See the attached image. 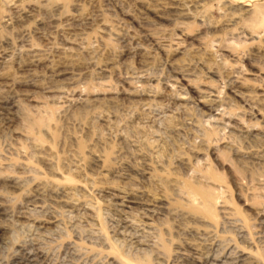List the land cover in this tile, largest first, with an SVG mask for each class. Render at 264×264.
<instances>
[{"label":"rangeland","instance_id":"1","mask_svg":"<svg viewBox=\"0 0 264 264\" xmlns=\"http://www.w3.org/2000/svg\"><path fill=\"white\" fill-rule=\"evenodd\" d=\"M256 2L0 0V264H264Z\"/></svg>","mask_w":264,"mask_h":264},{"label":"bare ground","instance_id":"2","mask_svg":"<svg viewBox=\"0 0 264 264\" xmlns=\"http://www.w3.org/2000/svg\"><path fill=\"white\" fill-rule=\"evenodd\" d=\"M192 1V0H191ZM234 1H236V2H238V1H243V0H234ZM255 1V0H254ZM251 3V2H250ZM249 4V3H248ZM184 6V5H183ZM245 6L247 7V6H249L248 7V9L245 11L246 13H247V15H250V19L249 18H247L248 20H250L249 22L251 23V25L250 26H247V27H249V28H251L252 30H254V31H256V33L257 32H260V30H264V4H260V3H254L252 6H250V5H247V4H245ZM197 9V8H196ZM238 11V10H237ZM241 12V11H240ZM243 12V11H242ZM245 13V14H246ZM233 14V13H232ZM234 14H236V13H234ZM242 14V13H241ZM247 17V16H246ZM249 17V16H248ZM202 19V18H201ZM246 19V18H245ZM247 20V21H248ZM202 24V23H201ZM226 24V23H225ZM213 28V27H212ZM244 28V27H243ZM236 29V28H235ZM185 30H186V28H185ZM257 30H259V31H257ZM250 31V30H249ZM248 31V32H249ZM250 32H252V31H250ZM254 32H252V34H253ZM261 33V32H260ZM262 33H263V31H262ZM261 33V34H262ZM254 36V35H253ZM257 36V35H256ZM149 38V37H148ZM151 39V38H150ZM152 40V39H151ZM155 40H157V39H155ZM158 42V41H157ZM160 42V41H159ZM156 43V42H155ZM178 45H180V44H178ZM177 45V46H178ZM31 47H33V46H31ZM158 47V46H157ZM36 49H37V47H36ZM162 49V48H161ZM185 50V49H184ZM28 52V51H27ZM207 52V51H206ZM35 53V52H34ZM8 56V55H7ZM167 56V55H166ZM33 57V56H32ZM37 60H38V57H37ZM54 60V59H53ZM167 60V59H166ZM49 61V60H48ZM1 62V61H0ZM155 63V62H154ZM12 65V64H11ZM1 71V70H0ZM179 71V70H178ZM2 73V72H1ZM126 74V73H125ZM161 74V73H160ZM162 75V74H161ZM143 79V78H142ZM167 79V78H166ZM187 82V81H186ZM235 82V81H234ZM191 83V82H190ZM229 83H230V81H229ZM126 84V83H125ZM168 84V83H167ZM135 85V84H134ZM170 86V85H169ZM151 87H152V85H151ZM176 87H177V85H176ZM144 88V87H143ZM157 88V87H156ZM160 88V87H159ZM198 88V87H197ZM176 89V88H175ZM210 89H212V88H210ZM58 90V89H57ZM64 91V90H63ZM195 91V90H194ZM204 91V90H203ZM202 90H198V92H196V93H198V97L197 98H199L200 100H201V102L200 103H202V106H203V101H205L206 100V98H205V96H204V93L205 92H203ZM50 92V91H49ZM75 92V91H74ZM78 92V91H77ZM220 92V91H219ZM2 93H4V92H2ZM8 93V92H7ZM66 94V93H65ZM158 94V93H157ZM206 94V93H205ZM217 94V93H216ZM236 94V93H235ZM68 95V94H67ZM195 96H197V95H195ZM196 98V99H197ZM205 98V99H204ZM59 99V98H58ZM188 99H189V97H188ZM198 99V100H199ZM182 100V99H181ZM193 101V100H192ZM206 102V101H205ZM209 102V101H208ZM212 102V101H211ZM250 102H252V101H250ZM62 103V102H61ZM199 103V102H198ZM207 103V102H206ZM210 103V102H209ZM209 103H207V104H209ZM67 105H68V103H67ZM220 105V104H219ZM221 107V106H220ZM158 108V107H157ZM195 108V107H194ZM219 109V108H218ZM151 110V109H150ZM187 110V109H186ZM176 112V111H175ZM185 112H187V111H185ZM11 113V112H10ZM209 113V112H208ZM188 114V113H187ZM225 114V113H224ZM49 115H50V113H49ZM28 117V116H27ZM50 118V117H49ZM157 119V118H156ZM171 119V118H170ZM220 119V118H219ZM227 119V118H226ZM229 119V118H228ZM236 119V118H235ZM25 123H27V129H28V132H27V135H29V133H31L32 132V130H34L35 128L34 127H36V128H38V129H41V128H47V126H46V124L45 123H42V119L41 118H39L38 117V120H32V121H29V118H26L25 120ZM208 121V120H207ZM169 122H171V121H169ZM211 122V121H210ZM9 123V122H8ZM171 123H169V125H170ZM171 126V125H170ZM224 128V127H223ZM142 129V128H141ZM44 130V129H43ZM45 130H47V129H45ZM165 130V129H164ZM42 131V130H41ZM40 131V132H41ZM46 133L48 132V131H45ZM44 132V133H45ZM194 133V132H193ZM41 135V134H40ZM214 135V131L212 130V131H205L204 132V143L206 144L205 145V148L204 149H207L208 150V148L210 147L209 145H211V144H209V140H210V138L212 137ZM26 138H28V137H26ZM29 140H30V138H29ZM204 145V144H203ZM206 150V151H207ZM203 153V152H202ZM196 154V153H195ZM81 155V154H80ZM199 155V154H198ZM78 157H80L81 159H82V157L81 156H78ZM79 158V159H80ZM99 159H101V158H99ZM95 161V160H94ZM101 161V160H100ZM185 161V160H184ZM199 161V160H198ZM202 161V160H201ZM204 161H206V160H204ZM50 162V161H49ZM183 162V161H182ZM187 162V161H186ZM105 163V162H104ZM53 164V163H52ZM189 164V163H188ZM74 165V164H73ZM196 165V164H195ZM49 166V165H48ZM52 166H55V165H52ZM69 166V165H68ZM167 166V165H166ZM165 166V167H166ZM168 167V166H167ZM169 167H170V165H169ZM194 167V166H193ZM53 169H55L54 167H52ZM196 168V170H197V172H200L199 170H198V168L197 167H195ZM195 168H194V170H195ZM192 169V168H191ZM208 169V170H207ZM70 170V169H69ZM193 170V169H192ZM56 171V170H55ZM165 171V170H164ZM205 173H203V175L202 174H200V175H202V177L203 178H205V179H210V180H214V181H217V179H216V177H215V175H213L212 173H211V171L209 170V168H206L205 170ZM73 172V171H72ZM170 172V171H169ZM193 172V171H192ZM167 174H168V171L166 172ZM163 174H165V172H163ZM79 175V174H78ZM166 175V174H165ZM169 175V174H168ZM153 179H158V182L161 184V187L163 188V189H161V190H163L164 191V194H165V196L167 195L165 192H167L168 190H169V186L171 185V180H169V178H161V176H158L157 174H151L150 175ZM171 176V175H170ZM79 177V176H78ZM83 177V176H82ZM91 177V176H90ZM201 177V178H202ZM160 178V179H159ZM13 179V178H12ZM64 179V178H63ZM171 179V178H170ZM17 180V179H16ZM66 180V178L64 179V181ZM147 180V179H146ZM204 180V179H203ZM20 181V180H19ZM68 181V180H67ZM12 182H13V180H12ZM14 182H17V181H14ZM52 182V181H51ZM210 182V184H212L213 185V183L214 182H211V181H209ZM69 183V182H68ZM206 183V182H205ZM14 184V183H13ZM49 184V183H48ZM209 184V185H210ZM57 185V184H56ZM55 185V186H56ZM75 185V184H74ZM86 185V184H85ZM154 185H155V183H154ZM196 185V184H195ZM208 185V184H207ZM217 185H220V184H217ZM217 185H215V186H205V185H203V186H201V185H197V186H191L190 184H188V183H186V182H184L182 185H181V187H180V190H187V191H189V192H192V191H195V192H197L199 195H200V201H199V207L200 208H198L201 212H203V215H204V217L203 218H206V219H208L209 220V222H211L212 224H215L216 225V221L214 220V217H215V212H214V208L217 206L216 205V199L217 198H220L219 197V195L220 194H223V193H220V192H222L221 191V185L220 186H217ZM62 186H64L63 184H62ZM66 186V185H65ZM92 186V185H91ZM48 187H50V186H48ZM60 186H58V188H59ZM68 187V186H67ZM90 187V186H89ZM218 187H220L219 189V192H218ZM56 188V187H55ZM70 188V187H69ZM72 188V187H71ZM77 188V187H76ZM54 190V189H53ZM73 190V189H72ZM74 190H75V188H74ZM154 190V189H153ZM50 191V190H49ZM58 192V191H57ZM53 193V192H52ZM80 194V193H79ZM170 194V193H169ZM74 195V194H73ZM83 196V195H82ZM148 196V195H147ZM164 197V196H163ZM114 198V197H113ZM116 198V197H115ZM153 198V197H152ZM111 199V198H110ZM146 199V198H145ZM160 199H162V198H160ZM167 199V198H166ZM120 200H121V197H120ZM159 200V199H158ZM163 200V199H162ZM138 201V200H137ZM157 201V200H156ZM164 201L165 200H163V203H164ZM149 202V201H148ZM160 202V201H159ZM129 203V202H128ZM131 203V202H130ZM161 203V202H160ZM165 203H168V202H165ZM143 204H144V202H143ZM147 204V203H146ZM148 205V204H147ZM158 205V204H157ZM162 205V204H161ZM143 206V205H142ZM145 206V205H144ZM151 206V205H150ZM155 206V205H154ZM86 207V206H85ZM125 207V206H124ZM147 207V206H146ZM149 207V206H148ZM154 209V208H153ZM128 210V209H127ZM141 210V209H140ZM139 211V210H138ZM91 212V211H90ZM121 212V211H120ZM125 212V211H124ZM174 212V211H173ZM27 213V212H26ZM260 213V212H259ZM124 214V213H123ZM128 214V213H127ZM133 215V214H132ZM259 215V214H258ZM261 215V214H260ZM26 218V217H25ZM147 218V217H146ZM129 219V218H128ZM35 221V220H34ZM41 221V220H40ZM205 222V221H204ZM203 223V222H202ZM208 223V222H207ZM244 225H245V223H244ZM38 226V225H37ZM150 226V225H149ZM247 226V225H246ZM240 228V227H239ZM38 229V228H37ZM35 230V229H34ZM161 230V229H160ZM45 231V230H44ZM157 232V231H156ZM162 232V231H161ZM38 233V232H37ZM127 233V232H126ZM261 233V232H260ZM121 234V233H120ZM160 234V233H159ZM162 235H164V234H162ZM122 236V235H121ZM135 236V235H134ZM158 236V235H157ZM141 237V236H140ZM158 238V237H157ZM169 238V237H168ZM121 239H123V238H121ZM165 239V238H164ZM158 240H160L161 242V244H163V239H162V237H160V239H158ZM37 241V240H36ZM165 241H166V239H165ZM260 241V240H259ZM38 243V242H37ZM155 243V242H154ZM158 243V242H157ZM44 244V243H43ZM111 244V243H110ZM118 245V244H117ZM117 245H115L116 247H117ZM158 245H159V243H158ZM164 245V244H163ZM162 245V246H163ZM165 246V245H164ZM109 247H111V246H109ZM159 248V247H158ZM166 248V247H165ZM164 248V249H165ZM153 250V249H152ZM29 253V252H28ZM151 253V252H150ZM177 253V252H176ZM144 254V253H143ZM145 254H147V253H145ZM152 254V253H151ZM218 254V253H217ZM241 254H243V253H241ZM138 255V254H137ZM142 254H140V256H141ZM148 255H150L149 253H148ZM154 255V254H153ZM36 256V255H35ZM139 256V255H138ZM140 256L138 257V258H135L136 257V255H135V257H133V258H135V260L133 259H131V258H129V261L130 260H132V261H130V262H128V263H126V264H151L150 263V261L149 260H147V259H149L148 257H147V255H144V257L142 258V259H140ZM200 256V255H199ZM37 257V256H36ZM149 257H151V256H149ZM159 257V256H158ZM191 257V256H190ZM207 259V258H206ZM247 259V258H246ZM30 260V259H29ZM192 260V259H191ZM196 260H198V259H196ZM202 261V260H201ZM177 262V261H176ZM198 263V262H197ZM199 263H200V261H199ZM235 263V262H234ZM253 263V262H252ZM260 263V262H259ZM18 264V263H17ZM121 264V263H120ZM124 264V263H123ZM157 264H159V263H157ZM186 264V263H185ZM201 264V263H200Z\"/></svg>","mask_w":264,"mask_h":264}]
</instances>
